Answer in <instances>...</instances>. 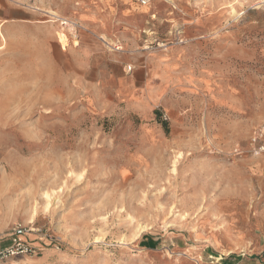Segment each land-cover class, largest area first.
Wrapping results in <instances>:
<instances>
[{
    "label": "rangeland",
    "instance_id": "obj_1",
    "mask_svg": "<svg viewBox=\"0 0 264 264\" xmlns=\"http://www.w3.org/2000/svg\"><path fill=\"white\" fill-rule=\"evenodd\" d=\"M257 134L264 0H0L3 264H264Z\"/></svg>",
    "mask_w": 264,
    "mask_h": 264
},
{
    "label": "built area",
    "instance_id": "obj_2",
    "mask_svg": "<svg viewBox=\"0 0 264 264\" xmlns=\"http://www.w3.org/2000/svg\"><path fill=\"white\" fill-rule=\"evenodd\" d=\"M140 1L143 4H147L151 0H140ZM262 139H263L262 134H257L253 138L256 147H259V149L264 150V143H263L264 140ZM25 234H26V230L23 227L17 226L13 229V233H12L13 244L10 247L0 250V264H3L2 262L9 257L28 253L31 251L29 245H26L23 242V236H25ZM9 264H14V263H9Z\"/></svg>",
    "mask_w": 264,
    "mask_h": 264
},
{
    "label": "bare ground",
    "instance_id": "obj_3",
    "mask_svg": "<svg viewBox=\"0 0 264 264\" xmlns=\"http://www.w3.org/2000/svg\"><path fill=\"white\" fill-rule=\"evenodd\" d=\"M152 1V0H151ZM238 4V3H237ZM133 6L134 7H138L137 5H135V4H133ZM139 9V8H138ZM140 11H141V9H139ZM233 12H236V8L235 7H233ZM232 12V13H233ZM57 17V16H56ZM61 19V18H60ZM59 37H60V42H62V45H63V48H65V46L67 45V44H69V42H67L69 39H68V36L65 34V33H63V32H60V35H59ZM48 195V194H47Z\"/></svg>",
    "mask_w": 264,
    "mask_h": 264
},
{
    "label": "trees",
    "instance_id": "obj_4",
    "mask_svg": "<svg viewBox=\"0 0 264 264\" xmlns=\"http://www.w3.org/2000/svg\"><path fill=\"white\" fill-rule=\"evenodd\" d=\"M164 124H166V123H164ZM148 244H150L151 246L152 245H154L155 243H154V241H149V243ZM225 263H229L230 261L229 260H226V261H224Z\"/></svg>",
    "mask_w": 264,
    "mask_h": 264
}]
</instances>
